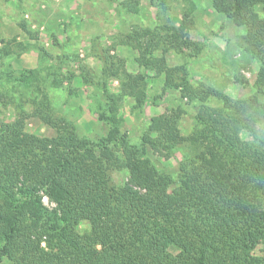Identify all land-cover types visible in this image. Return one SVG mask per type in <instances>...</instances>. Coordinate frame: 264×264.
I'll return each mask as SVG.
<instances>
[{"label": "trees", "instance_id": "obj_1", "mask_svg": "<svg viewBox=\"0 0 264 264\" xmlns=\"http://www.w3.org/2000/svg\"><path fill=\"white\" fill-rule=\"evenodd\" d=\"M213 2L235 25L248 29L243 38L261 63L256 85L264 93V19L258 13L264 0ZM121 4L131 13L140 11L138 0ZM194 24L184 12L178 25L165 27V40L154 44L151 39L137 59L163 72L167 89L190 100L213 96L223 104L212 107L201 100L198 119L204 128L190 137L182 135L176 116L152 117L149 130L157 139L148 142L153 149L172 152L187 144L194 150L180 162L177 178L162 173L132 144L113 116L107 117L115 121L108 137L97 141L80 136L68 118L55 116L49 99L31 116L53 127L55 135L25 131L29 115L22 104L20 115L0 124V259L12 264H264V255L245 251L249 242L254 247L264 242V145L240 135L251 128L252 118L244 114L257 99L250 104L213 87H195L184 67H170L165 57L153 54L162 40L177 50L195 45L199 51L189 31ZM120 80L142 107L148 99L143 77L128 74ZM116 103L112 98L109 112L117 111ZM123 169L129 178L119 184L113 172ZM86 221L90 229L81 231Z\"/></svg>", "mask_w": 264, "mask_h": 264}, {"label": "rangeland", "instance_id": "obj_2", "mask_svg": "<svg viewBox=\"0 0 264 264\" xmlns=\"http://www.w3.org/2000/svg\"><path fill=\"white\" fill-rule=\"evenodd\" d=\"M123 1L0 0V124L20 115L22 104L29 115L25 131L55 135L53 127L31 116L41 101L49 99L55 116L68 118L80 136L97 141L108 137L115 121L107 117L113 116L132 144L143 149L162 173L177 178L180 162L194 150L187 144L172 152L153 149L148 142L157 139L149 130L152 117L176 116L182 135L190 137L204 128L198 119L202 101L212 107L223 104L213 96L190 100L179 90L167 89L165 74L141 66L137 59L151 39L154 44L164 39L165 27L178 25L187 11L195 20L191 39L200 50L195 45L177 50L162 40L153 54L165 57L170 67H184L195 87H213L250 104L257 99L244 114L252 118L251 128L240 135L264 145V93L256 85L262 66L246 50L243 37L248 29L220 13L213 0H167L166 6L158 0H138L139 13L125 10ZM258 13L264 19V7ZM128 74L144 79L148 99L142 107L124 92L120 78L126 80ZM112 98L117 101L114 113L109 112ZM113 177L123 184L128 171H114ZM44 200L49 203L47 197ZM89 229L84 222L81 231ZM245 251L262 256L264 242L256 247L249 242ZM0 264L12 262L0 259Z\"/></svg>", "mask_w": 264, "mask_h": 264}]
</instances>
